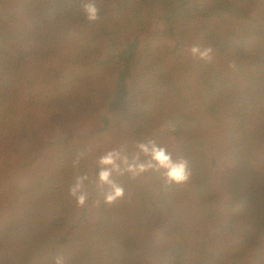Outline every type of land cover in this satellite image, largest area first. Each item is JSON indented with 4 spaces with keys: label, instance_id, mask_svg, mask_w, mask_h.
<instances>
[{
    "label": "trees",
    "instance_id": "16d2710c",
    "mask_svg": "<svg viewBox=\"0 0 264 264\" xmlns=\"http://www.w3.org/2000/svg\"><path fill=\"white\" fill-rule=\"evenodd\" d=\"M89 2L0 0V264H264V0ZM148 139L189 181L105 203L99 158Z\"/></svg>",
    "mask_w": 264,
    "mask_h": 264
},
{
    "label": "clouds",
    "instance_id": "9594fccd",
    "mask_svg": "<svg viewBox=\"0 0 264 264\" xmlns=\"http://www.w3.org/2000/svg\"><path fill=\"white\" fill-rule=\"evenodd\" d=\"M84 13L89 23L99 20V9L95 0L84 5ZM191 55L199 60L211 63L214 60V52L211 47L194 45L190 49ZM229 67L234 69V62H229ZM136 151L129 153L125 147L113 149L103 154L98 160L99 172L97 174V187L102 191L104 202L112 204L124 197V188L113 179V175H127L130 179H138L144 175L155 172L161 175L165 185H181L189 181L191 170L188 161L184 158H173L171 152L158 144L153 139L139 142L135 145ZM78 157L73 166L79 165ZM87 175L77 176L75 182L69 188V195L78 206H84L90 193L85 182ZM55 264H66L63 256H57Z\"/></svg>",
    "mask_w": 264,
    "mask_h": 264
}]
</instances>
